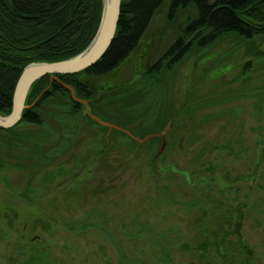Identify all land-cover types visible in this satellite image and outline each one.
<instances>
[{
  "label": "rangeland",
  "instance_id": "1",
  "mask_svg": "<svg viewBox=\"0 0 264 264\" xmlns=\"http://www.w3.org/2000/svg\"><path fill=\"white\" fill-rule=\"evenodd\" d=\"M169 1L120 67L82 79L97 98L137 84L132 96L93 106L105 122L141 127L137 138L153 134L147 119L158 107L204 108L172 120L157 170L151 141L107 137L85 106L72 116L63 96L48 107L54 130L43 138L26 123L14 127L21 138L0 132V264H264V36L229 35L158 82L149 66L197 14L191 4L170 24ZM121 107H136L137 122H123ZM240 215L246 252L233 234Z\"/></svg>",
  "mask_w": 264,
  "mask_h": 264
},
{
  "label": "trees",
  "instance_id": "2",
  "mask_svg": "<svg viewBox=\"0 0 264 264\" xmlns=\"http://www.w3.org/2000/svg\"><path fill=\"white\" fill-rule=\"evenodd\" d=\"M164 2L165 0H122L116 36L105 55L85 71L57 76L61 82L72 86L79 98L91 101V112L95 116L96 111L101 113L102 110L93 107L94 104L105 107L115 104L120 100L116 98L118 95H123L125 98L127 95L132 96L137 84L127 87L126 89L129 90L127 94H125L127 90L122 89L97 98L96 92L89 87L82 76L100 78L120 67L137 50ZM191 4L196 6L197 14L193 16L189 14L186 17L182 29L172 44L149 71V75L155 77L153 80L160 82L163 74L176 72L179 64L190 54L208 49L219 40L234 33L245 38L244 40L247 39L246 41L264 36V0H216L215 2L211 0H170L168 22L176 24L179 16L187 11ZM102 8L103 0H0L1 115H9L12 112L15 87L28 64L66 60L86 49L98 30ZM203 55L200 54V56ZM62 96L69 99L67 107L70 108L72 116H77L82 112L84 105L73 101L69 90L57 81H52L50 75L35 83L27 101V105L31 108L24 111L23 119L19 123L39 127L41 131L33 133L32 138H43L44 134H47L45 129L50 127L45 120V115L56 116V113L48 107L65 104L60 99ZM201 108L204 107H186L180 112H175L171 107H158L156 115L148 117L147 120H150L151 124L153 122L152 133H160L169 121L176 118L182 119L188 115L192 117L193 113ZM117 110L122 113L123 122L133 124L139 118L137 117L139 110H136V107H121ZM84 114L88 122L108 131V127L98 125L86 112ZM214 115L213 113L207 114L204 120L200 121L198 118L197 120L203 123L205 119L209 120ZM115 118L120 119V116ZM133 129L139 131L141 127L128 129L132 135L134 134ZM14 131L15 128L0 129V132H7L19 138L24 136ZM112 133L127 138L133 146L139 143L123 131L113 129ZM33 141L43 151L39 141ZM149 141L153 144L152 167L157 170L156 161L163 156V152L157 149L162 146V142L160 143V138L156 137ZM168 146H171V143L167 145V148ZM169 195L170 198L174 197V195ZM237 220L233 234L238 237V248L241 249L244 245L243 252H246L248 247L244 244L241 234L243 215H240ZM92 227L95 225L85 224L80 229ZM30 257L35 256L31 254ZM124 260L126 264H139L132 262L129 258ZM246 263L250 264L249 261Z\"/></svg>",
  "mask_w": 264,
  "mask_h": 264
},
{
  "label": "water",
  "instance_id": "3",
  "mask_svg": "<svg viewBox=\"0 0 264 264\" xmlns=\"http://www.w3.org/2000/svg\"><path fill=\"white\" fill-rule=\"evenodd\" d=\"M121 5L122 0H103L102 15L98 30L90 44L81 53L58 62H33L24 68L15 87L12 112L9 115L0 114V129H11L21 122L24 111L31 108V106L27 105V101L33 86L43 77L50 75L52 81H57L69 90L70 97L73 101L85 106V112L89 117L98 125L108 127L107 137L113 129H117L127 133L139 143H145L155 137L161 138L162 146L160 152L162 153L164 151L167 146L166 135L170 130L172 121L160 133L150 134L145 138H137L130 131L104 122L95 116L91 112V101L79 98L72 86L61 82L57 77L58 75L76 74L85 71L95 65L105 55L116 36L121 16Z\"/></svg>",
  "mask_w": 264,
  "mask_h": 264
},
{
  "label": "flooded vegetation",
  "instance_id": "4",
  "mask_svg": "<svg viewBox=\"0 0 264 264\" xmlns=\"http://www.w3.org/2000/svg\"><path fill=\"white\" fill-rule=\"evenodd\" d=\"M150 68H153V65H152V66H149V69H150Z\"/></svg>",
  "mask_w": 264,
  "mask_h": 264
}]
</instances>
